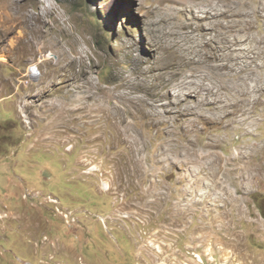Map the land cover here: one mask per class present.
I'll list each match as a JSON object with an SVG mask.
<instances>
[{
  "label": "rangeland",
  "instance_id": "rangeland-1",
  "mask_svg": "<svg viewBox=\"0 0 264 264\" xmlns=\"http://www.w3.org/2000/svg\"><path fill=\"white\" fill-rule=\"evenodd\" d=\"M196 1L0 0V264H264V0Z\"/></svg>",
  "mask_w": 264,
  "mask_h": 264
},
{
  "label": "bare ground",
  "instance_id": "bare-ground-1",
  "mask_svg": "<svg viewBox=\"0 0 264 264\" xmlns=\"http://www.w3.org/2000/svg\"><path fill=\"white\" fill-rule=\"evenodd\" d=\"M225 2V1H224ZM14 3V8H15V10H14V13L13 14H8L9 15V18L8 17H5L4 15H6V11H7V9H9V7H6V8H1V11H0V27L1 26H3V29L4 28H6L5 30H8L9 28L8 27H6V25L7 24H10V22H11V20H18V21H21V20H19V18H18V16H17V12H16V10H17V8H18V11H19V9H20V7L22 6L21 4H19V2L17 3V2H13ZM13 3L11 4V5H13ZM17 3V4H16ZM211 3H214V2H211L210 0H197L196 2H194V5L192 6V8H195L196 10H198L199 9V7H208V8H210L211 7ZM205 4V5H204ZM264 5V4H263ZM210 6V7H209ZM215 7V6H214ZM235 7V6H234ZM238 7V6H237ZM236 8V7H235ZM235 8H233V9H235ZM240 8V7H239ZM201 9V8H200ZM236 10V9H235ZM239 10V9H238ZM11 11V10H10ZM12 12V11H11ZM16 12V13H15ZM204 12V11H203ZM9 13V12H8ZM26 14H27V12H25ZM245 12H241V15H243ZM248 14V13H247ZM246 15V14H245ZM244 15V16H245ZM24 16V15H23ZM25 17V16H24ZM43 16H42V14H41V12H39L38 13V15H37V18L38 19H40V20H42L43 18H42ZM241 17V16H240ZM9 19H11V20H9ZM252 19V18H251ZM16 22V21H15ZM13 25V24H12ZM3 29H2V31H3ZM6 32V31H5ZM4 34V33H3ZM249 34V33H248ZM201 43V42H200ZM199 44V43H198ZM14 45V44H13ZM12 45V46H13ZM230 47V46H229ZM207 57V56H206ZM189 61V60H188ZM73 62V61H72ZM71 62V63H72ZM223 69V68H222ZM31 74H33V75H36L37 73H35L34 72V70L32 69L31 70ZM178 89V88H177ZM200 89H203L205 92V94H206V91H207V88H205V87H200ZM175 93V92H174ZM181 94V93H180ZM183 98V97H182ZM181 98V99H182ZM173 99V98H172ZM175 99V98H174ZM191 99H193V98H190L189 97V100H188V103L191 101ZM187 102V101H186ZM189 106V110L190 109H192V105H188ZM185 109H186V107H185ZM64 111V109H62V111L61 112H63ZM188 111V110H187ZM189 116V115H188ZM117 129V128H116Z\"/></svg>",
  "mask_w": 264,
  "mask_h": 264
}]
</instances>
